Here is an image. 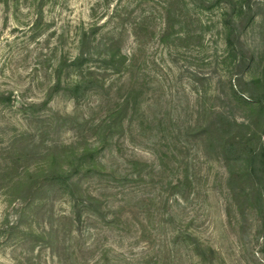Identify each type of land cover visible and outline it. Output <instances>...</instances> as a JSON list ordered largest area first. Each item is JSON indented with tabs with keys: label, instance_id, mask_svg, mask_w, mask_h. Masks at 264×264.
<instances>
[{
	"label": "rangeland",
	"instance_id": "obj_1",
	"mask_svg": "<svg viewBox=\"0 0 264 264\" xmlns=\"http://www.w3.org/2000/svg\"><path fill=\"white\" fill-rule=\"evenodd\" d=\"M56 1L46 4L44 22L33 31L32 0L9 7L0 0V94L16 98L14 106H0V226L11 209L5 190L15 172L41 161L37 152L22 146L45 151L46 141L63 147L81 136L93 145L99 142L97 127L105 116L131 97V106L137 102L140 111L122 116L121 127L112 130L115 136L100 154L109 173L115 171L116 181L106 191L114 214L109 225L95 220L81 225L70 264H264L263 206L257 198L242 200L240 206L233 202L229 172L218 150L208 149L201 135L187 129L197 121L217 122L220 115L240 123L250 115L230 96V84L238 86L239 69L224 40L221 14L226 5L206 12L190 6L195 22L183 33L189 39L164 44L155 0ZM245 2L252 5L256 20L242 32V41L258 63L264 60V0ZM142 19L147 21L138 29L135 24ZM95 25L98 41L114 31L132 60L121 76L110 77L105 89L91 92L77 106L65 93L56 95L50 109L62 118L70 116V123L45 141L43 122L20 108L45 97L57 59L77 53L82 30ZM76 76L65 75L63 82ZM260 127L254 145L264 150V123ZM19 136L25 140L16 144ZM135 161L146 164L140 180H132ZM234 169L242 190L263 184L255 175L240 178L248 171L243 163ZM127 174L128 183L121 182ZM105 186L100 183L94 190L106 193ZM56 210L68 211L63 203ZM190 238L214 254L198 256ZM14 248L0 244V264H28L21 251L14 256Z\"/></svg>",
	"mask_w": 264,
	"mask_h": 264
},
{
	"label": "trees",
	"instance_id": "obj_2",
	"mask_svg": "<svg viewBox=\"0 0 264 264\" xmlns=\"http://www.w3.org/2000/svg\"><path fill=\"white\" fill-rule=\"evenodd\" d=\"M3 1L7 7L11 2L19 5V0ZM32 1L36 11V20L32 23L35 31L44 22L46 4L52 0ZM155 1L161 11L159 19L164 44L173 38L189 39L186 34L183 36V33L187 26L195 22L190 17V6H194L198 12L200 9L206 12L226 5L221 14L224 40L228 56L239 69L238 86L230 84V96L244 108L246 115H250L241 123L230 119L229 116L220 115L217 122L205 125L202 121H197L196 125H189L187 129L190 134L201 135L208 149L218 150V156L229 172L227 182L233 202L240 206L242 200L248 202L257 198L264 208V150L254 145L261 131L260 126L264 123V60L257 63L254 54L249 56L241 35L250 23L256 20V15L252 14V5L245 0ZM157 18L153 16L155 22ZM146 21L147 19H142L136 22L135 26L140 29ZM176 26L180 28L177 32L173 30ZM137 28L133 30L135 34L138 32ZM99 30L97 25L83 29L77 40V53L64 54L57 59L54 78L45 92V97L39 101L27 102L20 108L27 117L43 122L41 135L45 141L47 135L60 132L70 123V116L62 118L50 109L56 95L65 93L77 106L91 92L105 89L110 77L121 76L132 60L131 52L125 53L122 50L114 31L102 41H98ZM72 72L77 74L76 78L65 84L64 76H69ZM130 98L123 99L116 111L105 116L97 127V134L101 136L99 142L93 145L81 136L77 142L63 147L57 141H46L45 151H38L33 144L21 147L28 153L37 152L41 161L33 168L15 172L5 190L11 209L0 226V244L6 247L15 245L14 256L21 251L28 264H43V258L44 264H70L75 256L74 245L78 244L82 233L81 225L92 220L110 224L109 216L114 214L112 210L115 207L111 206V196L106 191L108 183L116 181L115 171L109 173L100 154L108 138L115 136L112 130L116 129L117 125L121 127L122 116L131 110L140 111L137 102L131 106ZM15 103L13 94H0V106H14ZM24 140V136H19L15 142L17 144ZM239 162L248 169L241 179L243 176L252 179L255 175L259 179L261 177L263 184L258 188L255 186L252 191L239 188L236 184L239 176L234 169L235 164ZM133 166L136 174L132 180L142 179L146 164L135 161ZM120 181L128 183V174ZM100 183L107 184L104 187L106 193L94 190ZM60 203H63L68 211L59 213L56 207ZM196 240L191 239L195 241L192 245L198 256H205L207 251L214 254L210 247L204 249L199 243L195 244Z\"/></svg>",
	"mask_w": 264,
	"mask_h": 264
}]
</instances>
